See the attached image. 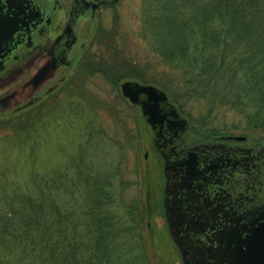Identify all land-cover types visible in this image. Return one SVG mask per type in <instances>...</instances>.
<instances>
[{
	"label": "trees",
	"instance_id": "trees-1",
	"mask_svg": "<svg viewBox=\"0 0 264 264\" xmlns=\"http://www.w3.org/2000/svg\"><path fill=\"white\" fill-rule=\"evenodd\" d=\"M138 30L146 41L142 62L123 55L109 31L110 41L82 63L113 81L132 76L161 85L190 118L185 102L195 98L210 111L224 104L247 125H264V0H164L144 7ZM128 103L132 123L115 138L102 127L93 129L78 106L83 130L66 162L19 173L7 169L10 159L4 158L0 264H152L141 197L127 194L140 177L126 176V166L138 172L139 141L151 128L139 104ZM36 106L0 119V140L20 147L28 141L30 160L50 122L47 101Z\"/></svg>",
	"mask_w": 264,
	"mask_h": 264
},
{
	"label": "water",
	"instance_id": "water-1",
	"mask_svg": "<svg viewBox=\"0 0 264 264\" xmlns=\"http://www.w3.org/2000/svg\"><path fill=\"white\" fill-rule=\"evenodd\" d=\"M30 2L31 5H40L37 11L41 18L35 23H31L29 16H21L17 21V11L12 14L0 11L1 77L24 66L35 51L53 46L54 37H59L61 41L60 33L67 37L75 36L77 40H83L82 46L85 45L88 36L81 37L83 26L89 19L88 32L91 31L94 11L99 4L98 0ZM9 5H18L22 9L24 4L23 0H9ZM87 7L91 8V12L79 14L80 10ZM70 61L71 57L67 63ZM44 72L40 68L29 80L36 82ZM120 89L131 102L139 104L152 128L153 143L164 154L165 214L183 264H264V192L258 195L256 190H229L241 187L240 177H244L242 173L248 168H257L259 179L264 184V156L259 154L264 151V143L239 146L230 142L206 140L176 148L175 144L182 138L183 130L188 125V118L170 98L167 90L153 81L136 77L123 78ZM38 96L21 104L32 102ZM5 106V103L0 102V109ZM212 149L215 150L210 151ZM215 151H221L223 156ZM213 154L215 157H211ZM222 163L224 169L220 167ZM213 175L227 181L223 188L231 191L229 194L233 196L228 197L233 201L221 222L217 220L214 210L192 211L194 207L187 206L188 200L191 202L194 196L204 193L206 187V192L209 195L212 193L214 188L210 182ZM203 184L207 186L203 187ZM236 193L243 197H236ZM237 210H243L244 214L237 213ZM206 228L213 230L205 231L203 237L200 233Z\"/></svg>",
	"mask_w": 264,
	"mask_h": 264
},
{
	"label": "rangeland",
	"instance_id": "rangeland-1",
	"mask_svg": "<svg viewBox=\"0 0 264 264\" xmlns=\"http://www.w3.org/2000/svg\"><path fill=\"white\" fill-rule=\"evenodd\" d=\"M99 2L91 31L83 34L84 37L88 36L86 43L79 53L74 54L72 62L48 74L34 91L31 85L23 91L18 86L20 99L14 102V98H11V104L0 111V119H2L35 107L41 100L47 101L50 107L46 113V119L50 121L48 127L46 124L47 131L41 132L36 141V158L34 160L28 158L30 149L28 141L20 147L13 141L5 143L0 140V167L5 166L3 161L5 157L10 159L6 161L9 165L6 168H14L16 172L20 170L21 173L30 167L44 169L57 162H66L67 155L75 148L78 132L83 130L78 128V121L82 118L76 109L78 106L82 107L87 119H91L89 123L92 124L93 129L102 127L110 133L112 138L117 135L122 136L124 130L128 129V125L130 127L133 117L128 103L130 100L120 89V81L125 77L113 81L102 69H88L82 62L90 61L91 57L88 56L92 53L97 55L106 45L105 42L110 41L109 31L116 35L119 51L123 55L142 62L146 53V41L138 30L141 13L146 5H162L164 0H99ZM87 27L88 23L86 29ZM150 56L151 59L154 58V55ZM99 63L104 65L101 61ZM157 67L159 66L150 68L154 70ZM32 70L33 68L29 69V71ZM25 76L26 74L22 77ZM16 79L17 76L11 80L8 78V82L0 83V94L11 90L14 87L11 83ZM34 95H39L35 102L21 104ZM73 103L77 105L73 107ZM185 106L191 111L192 118L182 111L188 118V125L181 143L210 139L251 143L264 139V125H247L241 114L232 107L216 103L210 111L205 101L195 98L188 99ZM59 109L63 110L59 113ZM53 119L56 121L54 122ZM211 127L218 129L214 130ZM3 132L5 129L1 128L0 135ZM152 134V128H146L145 137L139 141L138 172L135 174L129 171V166H126L127 177L132 178L136 175L140 177L137 187L128 186L127 194L138 193L141 197L143 238L151 263L183 264L179 249L168 229L163 210V159L152 142ZM131 161L129 157L128 163Z\"/></svg>",
	"mask_w": 264,
	"mask_h": 264
},
{
	"label": "flooded vegetation",
	"instance_id": "flooded-vegetation-1",
	"mask_svg": "<svg viewBox=\"0 0 264 264\" xmlns=\"http://www.w3.org/2000/svg\"><path fill=\"white\" fill-rule=\"evenodd\" d=\"M23 4L24 5H22V9H19L18 5H9V0H0V11L7 12L10 14H12L14 11H17V13H16L17 21L21 16L31 17V23H35L36 21H38L41 18V16L38 15L39 11H37V8L38 7L40 8V5L39 6L38 5H31L30 0H23ZM98 6L95 8V11H94L95 16L97 14ZM87 12H91L90 7H87V8L80 10L79 14H84ZM87 23H88V27L86 29ZM32 27H33V25H32ZM83 28H84V30H83V33L81 34V37H84L83 34H85V32H87L89 29V19L86 20ZM60 35L62 38L61 41H60L59 37H54L55 41L53 43V46L48 47L47 49L43 48L40 51H35L34 53H32L29 56V59L25 62L24 66L18 67L14 71L10 72L6 77L0 76V83H4L6 81L8 82L9 80H11L17 76L16 81L11 83V85L14 84V87L11 90L5 91V92L0 94V102L6 104V106L4 108L0 109V111L5 109L6 107H8L11 104V102H10L11 98H14V102H17L20 99L19 93H18V86L21 87L22 91L28 85H31L33 91L36 90L38 88L40 82L43 79H45L48 74L53 73L57 68H59L61 66L63 67L67 64H70L72 62L74 54L79 53L83 49V47H84V45L82 46L83 40H77V37H75V36H68L67 37L63 33H60ZM59 41H60V45H61V42L63 41V43H64L63 46L62 45L60 46L58 44ZM69 57H71V61L69 63H67V60H69ZM28 68L29 69L33 68V70L29 71ZM40 68H43L45 70L44 74H42L36 82L30 81L29 79L31 78V76ZM25 74H26V76L23 78L22 76H24ZM8 78H9V80H8ZM1 96H4V97L1 98ZM26 101H24V102H26ZM34 102H35V100H34ZM17 108H18V106H17ZM184 132H185V129L183 130L182 138L180 140H178L177 143L175 144L176 148L188 146V145L200 142V141H206V140H200V141H196L193 143H181L183 138H184ZM210 140L230 142L232 144H236L239 146L240 145H252V144L254 145L256 143H261V144L264 143V139L254 141L251 143H241V142H237L234 140L228 141L225 139H210ZM152 142H153V140H152ZM157 150L162 156L163 165H164V154L162 153L161 150H159V149H157ZM213 150H215V149H212L210 151H213ZM220 152L221 151H215V153L220 154V156L222 157L223 155ZM239 154L242 155L241 153H239ZM259 154L264 156V151L259 153ZM211 157H215V155L213 154ZM220 167L224 169L223 163H222V166H220ZM163 173H164V167H163ZM242 174L244 177H240V180H239L242 183V185H240L241 187L240 188L236 187L235 189L230 188L229 190H231L232 192L238 191V190H244V191L245 190H247V191L248 190H256V193H258V195L261 192H264V184L259 179L260 174H259L257 168L251 169V170L248 168ZM211 179H212V181L210 183H212L213 188H214L212 193H210V195H209L206 192L208 190L206 187V189H204V193L202 192L201 195L194 196L192 198L191 202L188 200L187 206L190 205V208L194 207L192 209V211L195 209L196 210H199V209L214 210L217 213V220H220V222H221L224 219L225 214H227L226 213L227 208L230 206V204L233 201V199H229L228 197H233V196L229 194L231 191H228V189L223 188V186L225 184H227V181H225L224 178H222L220 176L217 177V175H215V176L213 175V176H211ZM230 183H232V182H230ZM235 184H237V183L235 182ZM164 185H165V173H164ZM237 185H239V184H237ZM205 186H207V185L203 184V187H205ZM163 191H164V188H163ZM228 194H229V196H228ZM234 195L236 197L240 196L237 193ZM240 197H243V196H240ZM204 199H205V203L203 202ZM238 201L239 200H236V202H238ZM162 204H163V210H164V214H165L163 194H162ZM185 205H186V203H185ZM236 212L239 214H244L243 210H237ZM165 216H166V214H165ZM166 222H167V219H166ZM206 229L200 233L203 237H205V231L210 232V229H212V228H206ZM174 242L176 243L175 240H174ZM176 245H177V243H176ZM177 247H178V245H177ZM178 249H179V247H178ZM179 252H180V250H179ZM180 255H181V253H180ZM181 259H182V256H181Z\"/></svg>",
	"mask_w": 264,
	"mask_h": 264
}]
</instances>
